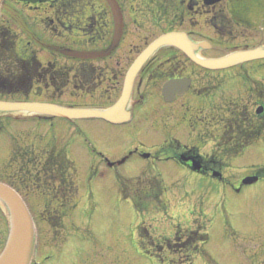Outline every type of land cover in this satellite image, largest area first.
<instances>
[{
	"label": "rangeland",
	"instance_id": "rangeland-1",
	"mask_svg": "<svg viewBox=\"0 0 264 264\" xmlns=\"http://www.w3.org/2000/svg\"><path fill=\"white\" fill-rule=\"evenodd\" d=\"M93 1L97 10L105 9L103 0ZM173 2L164 23L167 27L176 26L190 33L195 41L210 42L215 48L201 51L205 57L220 56L234 49H242L245 45H248L245 48L255 47L258 44L264 46V0H221L216 7L206 6L202 11H197L198 13L196 11L183 13L187 8V0H173ZM124 5L128 16L138 17L140 30L132 32V36L120 41L109 59L123 60L129 64L166 25H162L159 15L153 17L154 14L151 13L155 9L152 4H147L144 0H126ZM146 11L151 13L147 14ZM127 21L130 23L129 19ZM34 22L37 28L48 39L51 37L56 44L65 40L71 41L76 34L82 35L80 30L78 32L76 29H71L73 31L68 32L67 29L60 27L56 29L49 27L41 20ZM2 26L18 34L17 50L23 54L25 40L20 39V35H23L22 21L3 15L0 17V27ZM101 32L94 33L93 39H99L100 35L108 38L102 43L108 47L112 40L109 26L104 29V34ZM1 44L2 39H0ZM162 53L157 52L153 58L159 59ZM38 58L42 62H47L50 57L48 52L42 50L38 52ZM6 59L7 55L2 51L0 69L9 68V62L5 63ZM53 59H56L53 63L65 67L63 65L66 58L58 51ZM176 59L186 58L178 52ZM126 69L128 68L123 70ZM234 71L264 81V60L241 64L229 70L228 73L232 74L228 75L225 71L211 74L199 71L197 75H204L207 78L217 77L214 86L219 85L220 82L222 86L223 83L230 81ZM0 73L5 74L3 70H0ZM242 82L243 79L238 76L230 81L231 88L238 91L236 94L231 90L238 102L234 109L243 108L253 113L262 104L258 105L260 102L257 99L250 100L246 94L241 93L246 89L244 84L243 90ZM81 86L82 83H75L72 78L63 91H60L61 94L60 92L55 94L58 99L54 100L63 104H87L90 100L86 92H77ZM121 86L122 84L119 83L117 95L121 92ZM52 94V89L44 88L39 92L35 90L31 98L48 100ZM114 97H111L112 100ZM112 100L110 99L109 102ZM97 101L101 103L100 100ZM234 109L232 112L235 111ZM227 116L228 114H224L223 118L226 120L229 117ZM41 119L44 118L38 119L35 116L20 114L0 116V180L10 181L19 186L31 205L39 227L40 249L37 257L34 256L30 264H36L35 260L37 264H179L183 259L180 258L181 251L187 253L182 250L184 247L187 249V245L182 241L192 236L187 241L198 242V239H193V231L196 230H201L200 233L207 232L208 239L200 248L204 249L217 264H264L262 260L264 254L261 253L264 252V178L236 192L230 187H224L218 181L199 175L184 174L186 170L180 169V166L171 170L170 166L164 163L160 165V170L162 169L164 187L165 190L167 189L164 197L162 196L165 207L161 209V202L156 201L150 209L144 211L146 214L142 212L144 215L139 216L133 208L132 201L121 196L120 186L123 179L138 176L144 168H147L150 174L155 171L151 168V163L142 158L140 145L154 146L160 141L162 143L164 137L160 141L158 137L151 135L145 138L139 137L127 133V129L124 128H112L106 124L101 126L98 119L67 121L57 118L53 121H38ZM212 122L210 120L209 124ZM149 123L151 121L147 124ZM120 129L122 132H119ZM210 129L214 128L210 127ZM13 138L24 145L33 146L34 149L67 145L68 156L74 163L71 179L74 187L78 188V199L76 194L67 197L61 195L58 193V184L54 186L53 181L46 180L43 176L36 179L34 171L30 179L23 181L18 166L7 167ZM183 140L187 142L188 138L184 137ZM151 149L152 147L142 148L143 151ZM245 154L246 156L239 160L238 168L248 167L251 169L250 173L255 169L264 172V139L249 147ZM124 157H127V160L121 165L112 167L106 162V160L118 162ZM41 161L43 162V159ZM38 163L29 164L30 170L36 168ZM243 173L238 171L229 182L232 183ZM155 181L151 180L152 183ZM154 185L158 186L159 183ZM45 200L50 201L52 205L51 217H54L52 220L54 226L46 220L48 216L45 211ZM74 201L77 203L76 207L70 212ZM63 204L64 207H57ZM52 208L50 207V210ZM142 220L145 230L136 229ZM146 230L149 231V238H144ZM7 233V212L0 203V251ZM195 236L201 238L198 231ZM150 240L152 244H149ZM164 240H167L168 244ZM167 247L171 248V252H179L171 255ZM254 251L258 254H255L256 257L258 256L257 259H254L255 256L252 257ZM152 252H158L160 256ZM189 252L192 254L193 249ZM210 262L214 264L213 261ZM184 264L207 263L204 256L196 254Z\"/></svg>",
	"mask_w": 264,
	"mask_h": 264
},
{
	"label": "flooded vegetation",
	"instance_id": "flooded-vegetation-1",
	"mask_svg": "<svg viewBox=\"0 0 264 264\" xmlns=\"http://www.w3.org/2000/svg\"><path fill=\"white\" fill-rule=\"evenodd\" d=\"M103 1L107 11L104 8L97 10L93 0H3L0 9V17L6 15L11 19L23 20V30H25L22 33L24 38H21L25 40L23 54L19 51L17 53V50L13 51L15 56L19 57V65L23 72L28 67L32 68L30 76L35 71L38 72L36 66L41 62L38 58L39 51L45 50L46 53L48 51V54L54 56L59 50L60 54L66 58L64 64L69 67L74 82L83 84L77 92H86L90 100L87 102V106L95 108L109 107L118 99L121 92L117 95V88L119 89L120 83L122 90L127 71V69H123L129 68L132 63L109 59L112 57L111 54L95 60L81 59L69 54L72 50L107 49L102 43H105L108 38L100 35L99 39H93V33L102 31L101 33L104 34L106 26H109L111 33L113 32V15L107 1ZM125 1L115 0L123 19L121 42L125 37L132 36V32L140 28L138 17L128 16V11L124 5ZM144 2L152 4L155 9L153 13L147 11L146 13L154 14L153 17L159 15L162 25H166L159 34L181 30L176 26L167 27V24L164 23L167 15L169 16L168 11L171 9V4L174 3L173 0H144ZM217 3L206 5L205 0H187V8L184 9L183 13L200 12L206 6L214 8ZM129 13L131 12L129 11ZM107 19L108 22H106ZM127 19L130 20V23ZM35 20H41L42 23L54 29L60 27L71 30L76 27L82 32V35L78 34L71 41L65 40L56 44L53 43L51 37L48 39L37 28ZM246 46L248 45L243 48ZM5 48L8 49L7 46L2 45L0 53L4 52ZM178 52L180 51L172 48V51H169L166 56L162 53L159 59H151L141 68L133 85L130 102L132 120L130 123L112 125L100 120L101 126L106 124L112 128H124L129 134L144 138L151 135L158 137L159 141L164 137L165 140L162 143L160 141L154 146L140 145V154L145 157L144 160L151 163L152 169L160 167L164 163H167L171 170L180 166V169L184 168L188 171V173L184 171V174L199 175V177L218 181L224 187H230L236 192L244 187L241 181L245 176L257 175L259 179L264 178L262 171L250 173L251 169L248 167H237L239 160L241 161L246 156V150L264 135V81L247 75L243 76L234 71L230 81L235 76L241 77L243 90L244 84L246 86V89L241 93L246 94L250 100L257 99L260 102L258 105L262 104L258 107H263V111L259 115L255 111L251 113V111L243 108L235 110L238 102L231 90H234L236 94L238 91L233 87L231 88L232 82L223 83L222 86L220 82L219 85L214 86L217 77L198 76L197 72L203 71L211 74L225 71V74L228 75L232 74L228 73L229 70L238 66L225 70H206L190 61L183 53L185 60L176 59ZM169 54L170 56H168ZM48 61L52 64L56 59L51 57ZM55 64L57 63L53 65L56 66ZM183 78L190 79L188 90L182 96H177L172 102L165 101L162 96L163 84L172 79ZM0 79H4V77L0 75ZM113 96L115 97L112 100L111 97ZM26 98L32 101L42 100L41 98H31V96ZM110 99L111 102H109ZM97 100H100L101 103ZM233 109L234 112H232ZM224 114H228V119L223 118ZM210 120L213 121L212 124H209ZM149 121L151 123L147 124ZM254 123H257L256 134H254ZM210 127L214 129H210ZM121 129L119 132H122ZM184 137L188 138L187 142H184ZM13 139L10 166H18L21 177L28 180L30 173H28L27 164L31 160L30 157L34 156L37 151L33 146L24 145L17 139ZM14 141H16L15 144H13ZM143 147H152V149L143 151ZM146 154L148 156H145ZM34 159L32 158V160ZM234 166H236L235 169ZM238 171L244 173L235 178L232 183L229 182L230 178ZM149 172L147 171V173ZM156 173L157 170L152 174ZM57 207H64V204ZM198 233L200 232L198 231ZM254 252H252V257L257 254L256 251ZM261 253L264 254V252ZM257 257L255 256L254 259ZM214 264L217 263L214 262Z\"/></svg>",
	"mask_w": 264,
	"mask_h": 264
},
{
	"label": "water",
	"instance_id": "water-1",
	"mask_svg": "<svg viewBox=\"0 0 264 264\" xmlns=\"http://www.w3.org/2000/svg\"><path fill=\"white\" fill-rule=\"evenodd\" d=\"M35 1V0H32ZM115 22L114 43L120 37L122 21L119 8L115 0H107ZM219 0H206L207 4ZM2 0H0L1 5ZM173 46L181 50L188 58L201 67L216 70L231 67L233 65L264 59V46L258 45L255 48L236 50L219 58H204L200 55L201 49L211 47L207 42H195L184 32H168L153 40L136 58L129 68L118 101L108 109L93 108H71L45 102H23V101H2L0 100V114L22 113L39 114L66 119L101 118L112 123H120L128 119V105L131 97L133 82L140 68L160 48ZM107 53H81L77 56L83 58H96ZM189 85L188 79L170 80L163 86L162 94L167 100H172L174 93L182 94ZM257 178H246L243 183L248 184ZM0 203L6 208L8 219V237L6 244L0 253V264H29L33 254L34 231L30 214L19 195L9 186L0 183Z\"/></svg>",
	"mask_w": 264,
	"mask_h": 264
},
{
	"label": "trees",
	"instance_id": "trees-1",
	"mask_svg": "<svg viewBox=\"0 0 264 264\" xmlns=\"http://www.w3.org/2000/svg\"><path fill=\"white\" fill-rule=\"evenodd\" d=\"M2 34L4 35L2 36V44L7 46L8 49L5 48V51L8 50L10 56L8 59L9 68H2L0 70H3V72H12L17 67L18 69H21L19 65V57L15 56L16 54L13 53L15 50L13 34L7 29L2 31ZM169 51H172V48L163 49L161 52L166 56ZM168 56H170V54ZM11 67L12 69H10ZM36 69H38V72L35 71L32 76H30L32 68L28 67L24 71L26 73L21 71L18 76H14L11 80L0 79V94L2 96L18 95L20 98H25L30 92L34 77L37 78L38 81L42 79L44 82H47V80H49L56 91L62 90L68 83L67 68L65 69L61 67L57 70H53L54 68L51 66L45 67L39 64L36 66ZM260 127H262L261 124ZM253 128L254 134H256L258 130L257 123H254ZM71 169H73V163L67 157L65 149L53 148L45 161L43 172H45L44 176L47 177V179L51 178L55 181L56 177L58 178V180H56L59 185L58 193H61V195L72 196L73 194H76V189L74 188V182L71 179ZM151 180L156 181L155 183H152ZM159 180L158 177H141L127 181L126 184L130 189L131 199L139 213L150 209L156 201L159 202L160 195L164 190L163 183ZM158 183V186L154 185ZM123 194L128 195V192L124 190Z\"/></svg>",
	"mask_w": 264,
	"mask_h": 264
}]
</instances>
